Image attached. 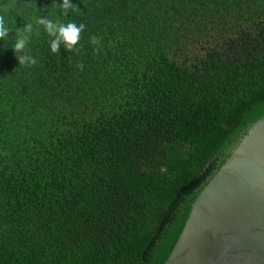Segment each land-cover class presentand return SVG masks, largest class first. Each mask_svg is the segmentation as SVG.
Masks as SVG:
<instances>
[{"label":"trees","instance_id":"1","mask_svg":"<svg viewBox=\"0 0 264 264\" xmlns=\"http://www.w3.org/2000/svg\"><path fill=\"white\" fill-rule=\"evenodd\" d=\"M62 2L0 0V264H155L264 116V0ZM40 17L84 23L79 53Z\"/></svg>","mask_w":264,"mask_h":264},{"label":"water","instance_id":"2","mask_svg":"<svg viewBox=\"0 0 264 264\" xmlns=\"http://www.w3.org/2000/svg\"><path fill=\"white\" fill-rule=\"evenodd\" d=\"M155 264H264V116L198 190Z\"/></svg>","mask_w":264,"mask_h":264},{"label":"clouds","instance_id":"3","mask_svg":"<svg viewBox=\"0 0 264 264\" xmlns=\"http://www.w3.org/2000/svg\"><path fill=\"white\" fill-rule=\"evenodd\" d=\"M58 7L63 9L64 15L68 14V11L72 9L71 0H63L58 4ZM37 24L42 25L44 31L51 37L49 44L52 52H59L61 44L68 51H75L79 53L80 49L75 46L80 41V34L86 28L84 23H80L79 26L74 22L67 24L60 21H54L47 17H40L36 21ZM12 28L6 25L4 16L0 15V39H6L9 36V32ZM33 33V25L31 23H25L23 27L15 29V40L12 44V49L16 54V58L19 65L33 66L36 64V59L27 50V45L30 43ZM89 43L93 45V52L98 54L100 52L101 38L97 36H91ZM79 70H83L84 65L82 62H77L75 65Z\"/></svg>","mask_w":264,"mask_h":264}]
</instances>
